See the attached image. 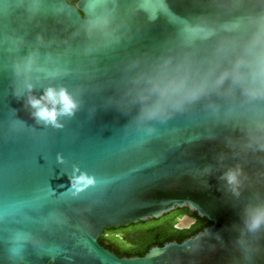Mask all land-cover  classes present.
Wrapping results in <instances>:
<instances>
[{"label": "water", "instance_id": "obj_1", "mask_svg": "<svg viewBox=\"0 0 264 264\" xmlns=\"http://www.w3.org/2000/svg\"><path fill=\"white\" fill-rule=\"evenodd\" d=\"M237 61L243 82L217 84ZM262 67L264 0H0V264H264V222L246 224L264 210ZM162 71L188 88L149 117ZM50 87L77 105L60 127L26 103ZM183 205L211 222L142 255L98 241Z\"/></svg>", "mask_w": 264, "mask_h": 264}, {"label": "clouds", "instance_id": "obj_2", "mask_svg": "<svg viewBox=\"0 0 264 264\" xmlns=\"http://www.w3.org/2000/svg\"><path fill=\"white\" fill-rule=\"evenodd\" d=\"M242 63L243 61H237L230 73L228 71L221 73L216 83L222 84L229 76H231L233 83H242L244 80V75L240 71ZM258 75L261 81L264 82V67L260 69ZM148 83L150 84L149 93L155 94L156 97L153 103L145 108V113L149 117L159 115L171 95L188 88L187 75L180 72L170 74L162 71L156 76L150 77ZM29 90L31 91V89ZM245 90L249 91L248 89ZM145 98L141 97V99ZM26 103L33 109L31 115L35 120L43 122L45 125H52L53 127H60L57 123L59 116H71L77 107L75 101L65 89L56 90L51 87L45 89L40 97L29 95ZM225 178L229 184H235L236 172L229 171L225 174ZM77 182L90 184L92 181L81 176ZM262 222H264V210L255 212L246 220L247 227L251 231L259 228Z\"/></svg>", "mask_w": 264, "mask_h": 264}, {"label": "trees", "instance_id": "obj_3", "mask_svg": "<svg viewBox=\"0 0 264 264\" xmlns=\"http://www.w3.org/2000/svg\"><path fill=\"white\" fill-rule=\"evenodd\" d=\"M68 1L75 2L76 0ZM185 214L193 217L194 221L189 226H176L178 218ZM210 222L211 220L205 215L195 212V209L189 208L187 205L175 206L158 217H149L117 228L111 227L112 229L123 228V231L118 232L115 239L110 237L109 228H104L98 241L118 255H142L148 246L161 245L168 239L169 241L181 240Z\"/></svg>", "mask_w": 264, "mask_h": 264}, {"label": "flooded vegetation", "instance_id": "obj_4", "mask_svg": "<svg viewBox=\"0 0 264 264\" xmlns=\"http://www.w3.org/2000/svg\"><path fill=\"white\" fill-rule=\"evenodd\" d=\"M130 224V223H129ZM128 225V224H127ZM120 226H122V225H120ZM120 226H117V227H120ZM124 226H126V225H124ZM116 227V228H117ZM109 228V235H110V237L112 238H114V237H116L117 236V234H118V232L119 233H121L122 231H123V228H118V229H112L111 227H108Z\"/></svg>", "mask_w": 264, "mask_h": 264}, {"label": "rangeland", "instance_id": "obj_5", "mask_svg": "<svg viewBox=\"0 0 264 264\" xmlns=\"http://www.w3.org/2000/svg\"><path fill=\"white\" fill-rule=\"evenodd\" d=\"M112 238H113V237H112ZM113 239H115V237H114Z\"/></svg>", "mask_w": 264, "mask_h": 264}]
</instances>
